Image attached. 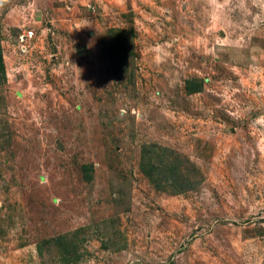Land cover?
I'll return each mask as SVG.
<instances>
[{
	"label": "rangeland",
	"instance_id": "obj_1",
	"mask_svg": "<svg viewBox=\"0 0 264 264\" xmlns=\"http://www.w3.org/2000/svg\"><path fill=\"white\" fill-rule=\"evenodd\" d=\"M0 52V264H264V0H0Z\"/></svg>",
	"mask_w": 264,
	"mask_h": 264
},
{
	"label": "trees",
	"instance_id": "obj_2",
	"mask_svg": "<svg viewBox=\"0 0 264 264\" xmlns=\"http://www.w3.org/2000/svg\"><path fill=\"white\" fill-rule=\"evenodd\" d=\"M114 35L115 34L108 35L107 39L104 42L101 41L100 45L103 46L104 49H106L110 57L112 70L115 72L118 68L117 66L119 65V62L116 61L115 57H113L114 46L118 45V41L112 40V37H114ZM106 41H108V43ZM105 44L107 45V47L105 46ZM120 48L124 49V45H120ZM3 77H4V69H3L2 57L0 52V79H3ZM190 90L193 89L189 87V83H188V91ZM167 152H168L167 149L157 147L154 144H148L143 146L139 158L140 159L139 167L141 168L142 173L146 176L148 181L158 191L170 193L172 195H178L186 191H190L193 188L194 183L180 172L179 170L180 162L176 156H172L170 158L171 160L170 163L166 165L165 154ZM149 156H153V157H149ZM149 164H153V165L150 166V170L146 172L145 166Z\"/></svg>",
	"mask_w": 264,
	"mask_h": 264
},
{
	"label": "built area",
	"instance_id": "obj_3",
	"mask_svg": "<svg viewBox=\"0 0 264 264\" xmlns=\"http://www.w3.org/2000/svg\"><path fill=\"white\" fill-rule=\"evenodd\" d=\"M33 37L34 32L32 30H29L25 34H22L19 38V41L21 42V49L26 48L27 43L30 42Z\"/></svg>",
	"mask_w": 264,
	"mask_h": 264
}]
</instances>
